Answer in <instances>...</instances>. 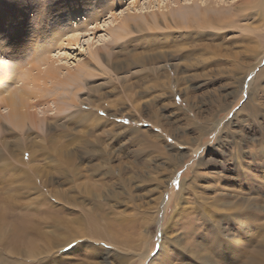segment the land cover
<instances>
[{
    "label": "rangeland",
    "instance_id": "374dc122",
    "mask_svg": "<svg viewBox=\"0 0 264 264\" xmlns=\"http://www.w3.org/2000/svg\"><path fill=\"white\" fill-rule=\"evenodd\" d=\"M104 1L107 2L106 5L96 15L98 8L95 5H104ZM176 1L0 0V11H3L6 16L5 22L0 25L1 66L15 64L19 62L18 58L22 61L21 63L30 59L35 50L34 46L40 43V47L46 46L49 50L51 49L45 54L49 58L54 57L56 53H63L66 47L62 44L65 43L64 39L67 36H62L61 42L58 41L52 49L48 47L49 32L54 27L59 31L65 28L63 33L67 32L66 29L73 32L79 28L83 30L84 35L80 37L78 47H69L65 50L70 55L67 65L73 67V71L86 74L76 85L61 91L60 89L53 91L54 94H60L54 97L56 108L59 107L58 112L55 111L54 114L58 116L46 114L49 120L41 121L30 130L25 128L24 132L12 129L7 123H4L6 127L0 129L1 264H55L56 262V264H121L123 261L132 264L135 258L137 261L133 262L134 264H142L135 257L140 252L148 254L149 261L158 252L159 230L163 228H160L153 220V211L162 193H164V205L167 203V206L161 205L162 208H166L165 212L162 211L161 218L165 216L170 218L173 215L175 203L173 198L179 193L185 199L182 205H186V211L180 215V219L185 217V220H178L179 227L175 225L171 231V236H182L183 249H179L180 253L179 250L172 253V249L169 248L172 256L176 253L177 256H173L175 259L169 260L168 264H186L196 261L194 256L188 258L185 253L197 254L198 264H249L250 262V264H264L262 239L264 237V114L249 115L252 114V107L262 108L260 112L264 113V72L261 71L264 68V61L256 72L261 74L259 79L261 82L254 81L256 76L250 77L251 73L244 75L240 71L234 73L226 71L227 68H242L243 65L257 68L258 60H252V55L249 54L251 50L258 49L259 43L263 41L264 0H253L246 11L247 14L243 13L247 18L236 8L231 11L223 10L221 14L217 13L216 9L209 10L214 18L218 14V18L228 20V16L231 15L228 25H225L222 19H218V26V22L208 18L201 20L202 17L198 15L192 0H178V3ZM196 1L200 4L199 0ZM204 1L206 3L203 7H209L214 1L220 2V0ZM241 1L243 0H221L220 5H235ZM186 5L187 7L190 5V8L184 11L185 13H178L177 7ZM235 12H239L237 17ZM193 20L194 22L201 20V25L204 23L206 27L199 29L192 22ZM127 23H130L128 27L123 25ZM232 25L234 28L230 27ZM249 26L252 28L250 29ZM210 32L215 34L212 35ZM243 38L244 40H239ZM252 46L254 48H251ZM231 56L239 59L226 63L224 60L230 58L228 60L230 61ZM246 77L248 78L244 83L243 79ZM248 80H251V87L246 83ZM8 81L5 83L6 86L19 87L20 83L14 80ZM43 86H41L42 89L35 90V93H40L39 96L44 98L42 103H45L49 98L47 96L51 95L49 92V95H46L48 90L45 87L51 86L50 84ZM256 86L259 90L255 92ZM250 90H252V101L248 102ZM72 100L75 107L68 109L67 106ZM46 105L53 109L51 101ZM77 110L85 111L90 116L81 115ZM155 125L160 130L159 140L153 136L156 135L153 133L156 130ZM218 130L219 133L216 134ZM259 134H262L263 138ZM25 136H29L28 140L24 139ZM151 142H156L157 145ZM184 142L188 143L183 150L184 158H174L172 152L175 146L179 147L180 143ZM198 143H200L198 147L200 151L196 150L197 153L193 154ZM29 145L35 151L37 159H40L33 162L30 168L38 163L42 165L48 175L47 178L41 177L45 180L43 182L37 179L36 174H32L28 167L20 163L18 149L28 148ZM43 148L58 150L59 156L48 150L42 153ZM66 150L74 151L77 156L74 167L71 166L72 169L59 165V159L68 153ZM90 151L94 155H87L91 153ZM237 155L240 157L237 158ZM28 156L29 154L23 156L24 162H27ZM169 157L174 159L171 163H166ZM236 158L240 161L237 162ZM235 162L238 163L237 167ZM21 169L25 170L21 171ZM171 171H176L173 177ZM24 173L27 175L25 176ZM194 173H198L199 176L193 178ZM215 174H218V177ZM182 178L185 184L181 191ZM216 181L219 182L216 183ZM44 183H48L47 186ZM36 190L40 193L35 194ZM41 193H43L42 198L37 197ZM54 193L62 196L59 200L63 204L55 199ZM216 196L226 202L239 204L241 202L239 206H242V212L246 214L243 217L245 219L247 216L248 221L243 222L244 232H242L248 233L251 228L249 232L251 234L255 232V235H250L247 242L241 239L244 237L241 235L240 241L236 243L235 251L241 249L243 253L245 250L244 254L251 253L252 257L241 255L235 259V263H228L223 253L226 249L222 251L223 248L220 249L218 244L227 245L226 242L232 240L231 237L233 240L238 238L239 233L234 222L219 220V226L225 231L217 233L218 236L215 237L198 216V211L205 212L204 206L210 204L212 198L215 200ZM35 198H37L36 201H34ZM64 199H72V201L67 204L64 203ZM47 201L51 204H46ZM52 202H55L54 205ZM44 205H48L49 208ZM62 208L68 211L65 212ZM70 208L71 211H69ZM254 208L259 210L255 211ZM49 210L53 212H51L52 215L49 214ZM88 211L95 212L96 217L98 216L97 224L100 222L103 227L105 223H108L110 230L116 232L115 236L122 243L126 242L125 246L116 245L117 248H115L111 245L112 248L109 247L111 252H115V256L104 254L105 249L101 251L100 248L108 247L99 242H96V246H86L87 241L94 244L93 240H84L81 244L83 247L79 248L74 255L71 250L79 243V240L66 245L68 243L66 238L71 234L66 233V230L61 228V224L58 225L55 220L62 219L63 224L69 222L67 225L74 230L77 228L76 234H80L82 230L84 232L91 227L90 221L93 219L88 216ZM188 212L190 213L187 216ZM146 215L151 219L146 218ZM52 216L55 218L51 219ZM157 218L161 219L158 216ZM19 221H26L25 225L28 229L26 230L27 227ZM85 222H88L87 225ZM95 224L96 221H94ZM34 225H36L35 228ZM14 226L19 229V236L22 239L20 245L12 239ZM37 230L39 233L36 234ZM145 237L149 240L144 252L141 246ZM203 240H206V243ZM194 242L196 245L193 246ZM209 245L213 247L208 250ZM47 247L51 249L53 247L52 251H54H48ZM192 249L193 252H191ZM252 251H260V253L255 254ZM58 254H68V256L60 261ZM219 255L222 257L220 258ZM85 256L90 257L85 259ZM260 257L263 261H260ZM186 258L187 262H183ZM202 258L205 259L204 263ZM166 260L167 258L160 263ZM147 263L146 258L143 264Z\"/></svg>",
    "mask_w": 264,
    "mask_h": 264
},
{
    "label": "bare ground",
    "instance_id": "6f19581e",
    "mask_svg": "<svg viewBox=\"0 0 264 264\" xmlns=\"http://www.w3.org/2000/svg\"><path fill=\"white\" fill-rule=\"evenodd\" d=\"M162 1H164V0H161V2ZM187 1V0H186ZM193 2H194V5H195V9H197L198 10V15H200L201 17H202V19L201 20H203V19H205V18H208V19H210V20H212V21H214V22H218L217 23V26L219 25V20L218 19H222L223 21H225V25H228V22L230 23V16H228V20H226V19H223V18H221V17H217V15L218 14H216V18H214L213 17V14L209 11V10H212L213 11V9H216V11H217V13H219L220 12V14H221V11H223V10H225V11H231V10H235L234 8H236L237 10H239V11H241L242 12V15L243 16H245L246 17V15H244L245 14V12L246 11H248V8L250 7V4L253 2V0H243V1H241L239 4H235V5H228V6H224V5H226V4H224V5H220V2H221V0H220V2L219 1H214V2H212V5H210L209 7H203V5L206 3L204 0H199V2H200V4H197L196 2V0H192ZM103 2V1H102ZM159 2V1H158ZM177 3H178V0L176 1ZM175 2V3H176ZM227 2V1H226ZM106 1H104V5H95L98 9L96 10V15L98 14V13H100L101 12V9L106 5ZM209 3H211V2H209ZM225 3V2H224ZM227 3H229V2H227ZM188 4V3H187ZM136 5V4H135ZM252 5V4H251ZM254 6V5H253ZM3 8V7H2ZM178 9V13H181V12H184V11H186L188 8H190V5H189V7H187V5L186 6H184V7H182V6H178L177 7ZM122 9V8H121ZM177 10H176V12H177ZM250 10V9H249ZM215 11V10H214ZM185 13V12H184ZM239 13V12H238ZM238 13H236L235 12V14H236V17H237V15H238ZM244 13V14H243ZM246 14H247V12H246ZM92 15H94V14H92ZM174 15H175V12H174ZM186 16V14H183V16ZM241 15V14H240ZM15 16H16V14H15ZM182 16V15H181ZM180 16V17H181ZM182 16V17H183ZM248 16V15H247ZM93 17V16H92ZM187 17H189V16H187ZM232 17H234V16H232ZM245 17H243L245 20H246V18ZM15 18V17H14ZM118 18V17H117ZM133 18V17H132ZM135 18V17H134ZM239 18H241V17H239ZM238 18V19H239ZM261 18V17H260ZM5 19H6V16L4 15V13H3V11H0V25L1 24H3L4 22H5ZM116 19V18H115ZM127 19V18H126ZM172 19V18H171ZM190 19V18H189ZM163 20V19H162ZM174 20V19H173ZM185 20H186V18H185ZM201 20L199 21V22H197V21H195L194 22V20L192 21V22H194V24L196 25V27H198L199 29L201 28V29H203V28H205L206 26L204 25V23L201 25ZM230 20V21H229ZM262 20V19H261ZM127 21V20H126ZM166 21V20H165ZM233 21V20H232ZM237 20H235V22H236ZM175 22V21H174ZM173 22V23H174ZM177 22V21H176ZM189 22V21H188ZM191 22V21H190ZM192 22H191V24H192ZM263 22V21H262ZM85 23V22H84ZM126 23V22H125ZM130 24V23H129ZM128 23L127 24H123V25H126L127 27H128V25H129ZM190 24V25H191ZM82 25H84V24H82ZM234 26L236 25V24H233ZM230 26V27H232V28H234V26ZM78 26V25H77ZM238 25H236V27H237ZM229 27V28H230ZM262 27V26H261ZM181 28H182V26H181ZM193 28V27H192ZM248 28V27H247ZM247 28H246V30H247ZM249 28H250V26H249ZM252 28V27H251ZM250 28V29H251ZM124 29H126V28H124ZM249 29V30H250ZM245 30V29H244ZM244 30H243V32H244ZM248 30V31H249ZM63 31H65V28H62L61 29V31H59V30H57L56 29V27H54V29L51 31V32H49V35H48V37H49V45H48V47L50 46V47H52V49H53V47L55 46V44L58 42V41H60L61 42V38H62V36H67V38H65L64 39V41H65V43H63L62 44V46L63 47H66L65 48V50L67 49V48H69V47H78L79 46V40H80V37L82 36V35H84L82 32H83V30L82 29H77V30H75V31H73V32H71V31H68L67 29H66V31L67 32H65V33H63ZM184 32V31H183ZM211 33V32H210ZM250 33V32H249ZM194 34V33H193ZM212 35H214L215 33H211ZM248 34V33H247ZM261 34V33H260ZM87 35V34H86ZM198 36H200L201 34H197ZM245 37H248V36H245ZM259 37H261V36H259ZM263 38V41H262V43H259V46H258V49H253V50H251V52H250V56L252 55V60L253 59H257L258 60V64H257V68H255V67H249V66H247V65H243L242 66V68H239V67H230V68H227L226 69V71L228 72V73H234V72H236V71H240V72H242L244 75H248L249 73H251V76L250 77H255L256 76V78H255V80L254 81H258V82H261V81H259V79H260V77H261V74L259 75V73H256L257 71H258V67L260 66V64L264 61V35L262 36ZM13 38V37H12ZM257 38V37H256ZM245 39H249V38H245ZM48 40V39H47ZM239 40H244V38L243 39H239ZM259 41V40H258ZM41 42V41H40ZM39 42V43H40ZM245 42V41H244ZM226 43V42H225ZM224 43V44H225ZM229 43V42H228ZM252 43V42H251ZM250 43V44H251ZM37 45V44H36ZM40 45H41V43H40ZM40 45H38V46H34L35 47V50H34V53H32L33 55L31 56V57H29L30 59H27V56H25L26 57V59L27 60H25L23 63H21L22 61H20V59L18 58V60H19V62H17V63H15V64H10V65H6V67H3V66H1L0 65V81H2V82H0V84L2 83V86L0 85V129H1V127H6L7 125H5L4 123H7L8 125H10L11 127H12V129H14V130H17V131H23L24 132V129L26 128L27 130L29 129L30 130V128H33V127H35L38 123H40L41 121H46L47 119L49 120L50 118L49 117H47V115L46 114H48V116H50V114H51V116H55V115H57V114H54V112L56 111V112H58V110H59V107L58 108H56V101H55V96L56 95H60V94H54L58 89H60V91L62 90V89H65V88H70L72 85H76L78 82H81V81H79V79L81 78V77H83V75H86V74H82V72L81 71H73L72 70V68L73 67H70V65H67V63L69 62V60L68 59H70L69 57H70V55H68L67 53H66V51L64 50V52L63 53H61V52H59V53H56V55L54 56V57H47L45 54H47V53H49L50 52V50L45 46V47H40ZM44 46V45H43ZM61 46V47H62ZM2 47V46H1ZM49 47V48H50ZM92 47V46H91ZM251 48H254L253 46L251 47ZM3 49H5V48H3ZM2 49V50H3ZM6 50V49H5ZM12 51V50H11ZM10 51V52H11ZM223 51V50H222ZM247 51H248V49H247ZM5 52V51H4ZM27 52V51H26ZM245 52V51H244ZM249 53V52H248ZM10 54V53H9ZM218 54V53H217ZM20 55H22V54H20ZM26 55V54H25ZM29 55V54H28ZM1 56V55H0ZM9 57V56H8ZM24 57V58H25ZM63 57V58H62ZM72 57V56H71ZM12 58V57H11ZM229 58V57H228ZM230 59V58H229ZM228 59V60H229ZM237 59H239L238 57H232L231 56V60L230 61H228V60H224L226 63H230V62H232V61H235V60H237ZM22 60H23V58H22ZM247 60H250L249 58H247ZM13 62V61H12ZM221 62V61H220ZM8 63H10V62H8ZM8 63H6V64H8ZM254 64V63H253ZM263 64H264V62H263ZM62 65H64V66H62ZM264 66V65H263ZM82 67V66H81ZM166 68H167V66H166ZM260 71V70H259ZM262 72H264V68H262V70H261ZM259 75V76H258ZM263 76V75H262ZM248 77H246V78H244L243 79V82L247 79ZM264 79V78H263ZM3 80H5V81H3ZM7 80H14V81H16L17 83H20L19 84V87H12V86H6V81ZM8 81V82H9ZM245 83V82H244ZM247 84H248V86H250L251 87V80H248L247 82H246ZM45 84L47 85V84H50V86L51 87H49V88H47V87H45ZM10 85V84H9ZM44 85V86H43ZM41 86H43V87H45L48 91H47V94L46 95H49V93H51V95L50 96H47V97H49L48 99H47V101L45 102V103H42V101H43V96H39V94H36L35 92V90H39V89H42V87ZM45 88H44V90H45ZM79 89V88H78ZM249 89H251V88H249ZM259 90V87L258 86H256V88H254V91L256 92V91H258ZM53 91H55V92H53ZM262 91V90H261ZM264 91V90H263ZM49 92V93H48ZM250 96H248L247 97V100H248V102H251L252 101V90H250ZM256 94V93H255ZM257 95V94H256ZM246 99V98H245ZM255 99V98H254ZM57 100V99H56ZM256 100V99H255ZM49 101H51V103L53 104V109H51L50 108V106H47L46 104H48L49 103ZM229 104V103H228ZM86 105V104H85ZM191 105V104H190ZM81 106H83V105H81ZM222 106V105H221ZM245 106H246V104H245ZM249 106V105H248ZM46 107V108H45ZM68 107V109L69 108H71V107H75L74 106V104H73V100L71 101V102H69V105L67 106ZM67 107H66V109H67ZM77 107V106H76ZM188 107V106H187ZM247 107V106H246ZM249 108V107H248ZM250 108H251V106H250ZM249 108V109H250ZM61 109V108H60ZM66 109H65V111H66ZM79 109V108H78ZM189 109V108H188ZM246 109V108H245ZM260 109H261V111H262V108H258V107H255V108H251V110H252V114H249L250 116H257V115H260V116H262L264 113H261L260 112ZM182 110V109H181ZM64 111V112H65ZM185 111H187V110H185ZM189 111V110H188ZM60 112V111H59ZM77 112L79 113V114H81V115H84V116H90V114H88V113H86L85 111H82V110H77ZM186 114V113H185ZM248 114V113H247ZM189 115V114H188ZM58 116V115H57ZM78 116V115H77ZM56 117V116H55ZM54 118V117H53ZM259 118V117H258ZM55 119V118H54ZM217 121V120H216ZM63 123V122H62ZM187 123V122H186ZM232 123V122H231ZM90 124V123H89ZM214 124V123H213ZM155 127H156V125H155ZM154 127V128H155ZM203 127V126H202ZM259 127V126H258ZM244 128V127H243ZM261 129V128H260ZM9 130V129H8ZM220 130H221V128H220ZM229 130V129H228ZM251 130V129H250ZM10 132H12V133H15V131H13V130H9ZM167 131V130H166ZM206 131V130H205ZM205 131H204V133H205ZM214 131V130H213ZM261 131H263L262 129H261ZM260 131V132H261ZM27 132V131H26ZM159 132H160V130H158V128L156 127V130L153 132V133H155L156 135H153V136H155L156 137V139L157 140H159V138H161V136L159 135ZM168 132V131H167ZM229 132V131H228ZM259 132V133H260ZM264 132V131H263ZM28 133V132H27ZM213 133V132H212ZM217 133H219V130L216 132V134ZM221 134L223 133V131L222 132H220ZM221 134H219V135H221ZM28 135V134H27ZM260 135V134H259ZM258 135V136H259ZM262 135V134H261ZM260 135V136H261ZM43 136V135H42ZM201 136V135H200ZM28 137L29 136H25V138L24 139H27L28 140ZM52 137V136H51ZM182 137V136H181ZM262 137V136H261ZM46 138V137H45ZM168 138H169V136H168ZM184 138V137H183ZM263 138V137H262ZM248 139V138H247ZM184 140V139H183ZM249 140V139H248ZM260 140V139H259ZM176 141V140H175ZM186 141V140H185ZM242 141V140H241ZM25 142V141H24ZM49 142H51V140L49 141ZM178 142V141H177ZM264 142V141H263ZM263 142H262V144H263ZM21 143V141L19 142V144ZM29 143V142H28ZM152 144H154V145H157V143L155 142V143H153V142H151ZM234 143V142H233ZM49 144H51V143H49ZM186 144H188V143H186V142H184V143H180V145H179V147H176L175 146V149H174V151L172 152L173 153V155L175 156L174 158H184L183 156H184V153H183V150L187 147L186 146ZM231 144V143H230ZM247 144V143H246ZM249 144V143H248ZM261 144V145H262ZM21 145V144H20ZM26 145V144H25ZM168 145V144H167ZM192 145H194L195 146V144H192ZM223 145H225V144H223ZM261 145H259V148L261 147ZM264 145V144H263ZM189 146V145H188ZM200 146V143H198V145L196 146V148H195V150L193 151V154H196L197 153V151L196 150H198V147ZM257 146V145H256ZM26 147V146H25ZM203 147V146H202ZM223 147V146H222ZM240 147V146H239ZM255 147V146H254ZM253 147V148H254ZM34 148V147H33ZM48 148V147H47ZM244 148V147H243ZM242 148V149H243ZM257 148H258V146H257ZM50 149V148H49ZM56 149V148H55ZM261 149V148H260ZM48 149H45V148H43V150H42V153H44V152H46ZM239 150V149H238ZM262 150V149H261ZM15 151V150H14ZM48 151H50V152H54L56 155H57V157L59 156L58 155V153H60L58 150L57 151H55L54 149H51V150H48ZM62 151V150H61ZM190 151H192V149L190 150ZM198 151H200V150H198ZM235 151V150H234ZM246 151V150H245ZM252 151V150H251ZM18 152L20 153V163L24 166V167H28L29 168V170L30 171H32L33 173L32 174H36V176H37V179H39V180H41L42 182L43 181H45V180H42L41 179V177H43V178H47L48 177V175H47V173L45 172V170H43V167H42V165L41 164H39L38 163V165H33V167H31L30 168V166H31V164L33 163V162H37V160H40V159H37V157H36V154H35V151L34 150H32L31 149V147H30V145H29V147L28 148H23L22 150L21 149H18ZM41 152V151H40ZM66 152H68V150H66ZM65 152V153H66ZM91 152V151H90ZM168 152V151H167ZM255 152V151H254ZM259 152V151H258ZM19 153H17L18 154V157H19ZM48 153V152H47ZM75 152L74 151H70V152H68V153H66L65 155H64V160H63V158L61 157L59 160V165L60 166H65L66 167V169L67 168H69V169H72L71 168V166H73L74 167V162L76 161V158H77V156L74 154ZM89 153V152H88ZM219 153V152H218ZM232 153V152H231ZM262 155H263V152L261 151L260 152ZM26 154H29V156H28V159H27V162H24L23 161V156H25ZM62 154V153H61ZM60 154V155H61ZM192 154V153H191ZM234 154H236V153H234ZM51 155V154H50ZM87 155H94V153H89V154H87ZM201 155V154H200ZM254 155V154H253ZM262 155H260V156H262ZM2 156V155H1ZM43 156V155H42ZM186 156V155H185ZM251 156V155H250ZM258 156V155H257ZM223 157V156H222ZM233 157V156H232ZM238 157H240V156H238L237 155V158ZM256 157V156H255ZM259 157V156H258ZM46 158V157H45ZM174 158H171V157H169L168 158V160L166 161V163H171L172 162V159H174ZM236 158V159H237ZM248 158V157H247ZM171 159V160H170ZM191 159V158H190ZM204 159V158H203ZM50 160H53V159H50ZM188 160V159H187ZM201 160H202V158H201ZM224 160V159H223ZM241 160H243V159H241ZM246 160V159H245ZM248 160V159H247ZM251 160V159H250ZM256 160V159H255ZM254 160V161H255ZM54 161V160H53ZM189 161H191V160H189ZM225 161V160H224ZM223 161V162H224ZM228 161V160H227ZM236 161V160H235ZM240 160H238L237 159V162H239ZM258 161V160H257ZM48 162V161H47ZM234 162V161H233ZM58 163V162H57ZM106 163V162H105ZM189 163V162H188ZM205 163V162H204ZM228 163H229V161H228ZM228 163H226V164H228ZM236 163V162H235ZM248 163V162H247ZM260 163V162H259ZM74 164V165H73ZM183 164V163H182ZM218 164V163H217ZM232 164V163H231ZM59 165H58V167H59ZM170 165V164H169ZM195 165V164H194ZM236 165V167L238 166V163H236L235 164ZM241 165H242V162H241ZM245 165V164H244ZM256 165H258V164H256ZM260 165V164H259ZM101 166V165H100ZM178 166V165H177ZM192 166V165H191ZM190 166V167H191ZM233 166V165H232ZM99 167V166H98ZM193 167V166H192ZM240 167V166H239ZM28 168H27V170H28ZM234 168V167H233ZM233 168H232V170H233ZM242 168V167H241ZM246 168H247V166H246ZM95 169V168H94ZM243 169V168H242ZM241 169V170H242ZM25 169H21V171H24ZM93 170V169H92ZM188 170V169H187ZM186 170V171H187ZM228 170H229V168H228ZM240 170V171H241ZM247 170H248V168H247ZM253 170V169H252ZM261 170V169H260ZM177 171V170H176ZM176 171H171V174H172V177H173V173H176ZM192 171V170H191ZM262 171V170H261ZM260 171V172H261ZM122 172V171H121ZM212 173V172H211ZM242 173V172H241ZM253 173V172H252ZM191 174V173H190ZM24 175L26 176L27 174H25L24 173ZM143 175V174H142ZM178 175V174H177ZM216 175V174H215ZM218 175V174H217ZM216 175V176H217ZM236 175V174H235ZM245 175V174H244ZM247 175V174H246ZM249 175V174H248ZM261 175V174H260ZM190 176V175H189ZM193 176V175H192ZM197 176H199L198 175V173H194V176H193V178H195V177H197ZM240 176V175H239ZM243 176V175H242ZM262 176V175H261ZM23 177V176H22ZM172 177L170 178V180L172 179ZM214 177V176H213ZM218 177V176H217ZM236 177V176H235ZM209 178V177H208ZM221 178V177H220ZM222 178H223V176H222ZM245 178V177H244ZM251 178V177H250ZM264 178V177H263ZM212 179V178H211ZM230 179V178H229ZM27 180V179H26ZM25 180V181H26ZM221 180V179H220ZM238 180H239V178H238ZM241 180H242V178H241ZM186 181V180H185ZM225 181V180H224ZM230 181H231V179H230ZM246 181H248V180H246ZM245 181V182H246ZM50 182V181H49ZM219 182V181H218ZM217 181H216V183H218ZM233 182H234V180H233ZM239 182V181H238ZM241 182V181H240ZM251 182V181H250ZM247 183V182H246ZM245 183V184H246ZM254 183V182H253ZM47 184L48 183H44V185L45 186H47ZM183 184H185L184 183V180H183V178H182V182H181V186H182V189H181V191L183 190ZM232 184V183H231ZM51 186V185H50ZM186 186V185H185ZM210 186V185H209ZM228 186V185H227ZM236 186H239V185H236ZM242 187V186H241ZM252 187V186H251ZM185 188V187H184ZM201 188H202V186H201ZM228 188V187H227ZM230 188V187H229ZM235 188V187H234ZM239 188H240V186H239ZM233 189V188H232ZM231 189V190H232ZM226 190V189H225ZM230 190V189H229ZM245 190V189H244ZM248 190V189H247ZM241 191V190H240ZM230 192V191H229ZM232 192V191H231ZM234 192H235V190H234ZM237 192H239V191H237ZM36 193H40L39 192V190H36L35 191V194ZM205 193V192H204ZM240 193V192H239ZM163 194L164 193H162V196L160 197V200H159V202L158 203H156L155 201V203H156V206H155V208H154V218H153V220H154V222L157 224L158 223V225H159V227L160 228H162L161 229V231L159 230V232H160V235H159V248H158V252L155 254V257L153 258V259H149V261H148V258L149 257H147V255H145V254H142L141 252L140 253H138V254H136L135 255V257H137L139 260H140V262L143 264L144 263V261H146V258H147V264H168L169 263V260L171 261L172 259H175L173 256H177V253L175 254V255H173L172 256V254L169 252V248L170 249H172V253H173V251H176V250H179V249H183V247H181V244H182V242L184 241L183 240V238H182V236H180V237H178V235H175L174 233L175 232H173V234L175 235V236H171V231L173 230L172 228H174L175 227V225H178V223L180 222V221H178V220H182V219H180L181 217H180V215L181 214H183L182 212L183 211H186V205H182V203L184 202V200L185 199H183L182 198V196L183 195H181V193H179L178 195H176V197L175 198H173V200L175 201V203H174V210L172 211V216L170 217V218H166V216L164 217V218H161L162 217V214H163V210H164V212L166 211V208H162V206L161 205H163L164 207H166L167 206V203H166V205H164V198H163ZM234 194V193H233ZM7 195V194H6ZM42 195H43V193H41V194H39V195H37V197H41L42 198ZM54 195H55V199L56 200H58V201H60L59 199L62 197L60 194H57V193H54ZM63 195V194H62ZM216 195H217V193H216ZM226 195V194H225ZM235 195V194H234ZM224 196V195H223ZM229 196V195H228ZM238 196V195H237ZM257 196V195H256ZM263 196V195H262ZM64 197V196H63ZM222 197V196H221ZM230 197V196H229ZM240 197H241V195H240ZM264 197V196H263ZM262 197V198H263ZM231 198V197H230ZM36 199L37 198H35L34 199V201H36ZM73 199V198H72ZM72 199L70 200H66V199H64L63 201H64V203H67L68 204V202H71L72 201ZM75 199V198H74ZM236 199H237V197H236ZM172 200V201H173ZM73 201H76V200H73ZM169 201V200H168ZM55 202H57V201H55ZM55 202H52V204L54 205V203ZM61 202V201H60ZM186 202V201H185ZM258 202H260L259 200H258ZM58 203V202H57ZM62 203V202H61ZM79 203H81V201H79ZM46 204H51L50 202H48L47 201V203ZM63 204V203H62ZM78 204V203H77ZM149 205H150V203H148ZM171 204V203H170ZM240 204H241V202H240ZM239 203H236V202H226V201H222V200H220L219 198H218V196H216V198H215V200H214V198H212V201L210 202V204H208V205H205L204 206V208H205V212H202V211H198V216H200L201 217V220H203V223L205 222L206 223V225L209 227V229L211 230V232H212V234L215 236V237H217L218 235H217V233H222L221 231H225L223 228H221L220 226H219V220H222V221H224L225 222V220H228L227 222H234V224H235V226L237 227V232L239 233V235H238V238L237 239H235V240H233V237H231L232 238V240H230L229 242L231 243V245H230V243L229 242H226V244L227 245H225V244H223V243H219L218 244V242H216L217 244H218V247L220 248V249H222L223 248V250L222 251H224V249H226L223 253L225 254V257L227 258V262L229 263V262H234L235 261V259L237 258V257H240L241 255H242V257H243V255H245L244 254V252H245V250H244V252L242 253V250L241 249H238L237 251H235V248H236V243L237 242H239L240 241V238L244 235V237H242L241 239L244 241H249L248 239H249V237H250V235H252V234H254L255 235V232H252V234L249 232L250 230H252L251 228H250V230L248 231V233H244L243 234V222H245V220L247 221V219H246V217H245V219H244V217H243V215H246V214H244V212H242V209H241V207L239 206L240 205ZM256 204H257V202H256ZM61 205V204H60ZM258 205V204H257ZM44 206H46L47 208H49V206L48 205H44ZM63 206V205H62ZM76 206V205H75ZM81 206V205H80ZM100 206V205H99ZM98 206V207H99ZM259 206V205H258ZM85 207V206H84ZM198 207V206H197ZM256 207V206H255ZM260 207V206H259ZM59 208V207H58ZM67 208H69V206L67 207ZM80 208V207H79ZM89 208V207H88ZM189 209L191 208V207H188ZM194 208V207H193ZM7 209V208H6ZM63 210H65V208H62ZM197 209V208H196ZM196 209H194V211L196 210ZM261 209H262V207H261ZM60 210H61V208H60ZM67 210V209H66ZM66 210H65V212H66ZM80 210V209H79ZM83 210H84V208H83ZM148 210V209H147ZM146 210V211H147ZM151 210H153V208L151 209ZM188 210V209H187ZM199 210H200V208H199ZM253 210H255V211H257V210H259L258 208H254ZM264 210V209H263ZM6 211V210H5ZM47 211V210H46ZM68 211V210H67ZM69 211H71V208H70V210ZM48 212V211H47ZM52 211H50L49 210V214L50 215H52V213H51ZM59 212H61V211H59ZM64 212V213H65ZM77 212V211H76ZM83 212V211H82ZM149 212V211H148ZM148 212H146L147 214H148ZM197 212V211H196ZM56 213V212H55ZM78 213V212H77ZM86 213V212H85ZM88 213H89V215L88 216H90L93 220H91V219H89V217H87L89 220H91L90 222H91V227L88 229V230H85L84 232H83V230H82V232H80V234H76L77 233V228L74 230L72 227H69L67 224L69 223H67V224H63V222H62V219H57V220H55L57 223H58V225L59 224H61V228L62 229H64V230H66V233H68V234H71V235H69L66 239V241H68V243L66 244V245H68L69 243H71L72 241H75V240H79V243L71 250L73 253V255H74V253H76V252H78V249L79 248H81V247H83V245H81L82 243H83V241L84 240H93L95 243L94 244H91V242H88L87 241V243H86V246L87 245H95L96 246V242L98 243L99 242V244L101 243L103 246H106V247H108V248H100V250L101 251H103V249H105V253L104 254H107V255H110V256H115V252L114 251H110L111 249H109V247H111L112 248V246H114L115 248H117V246L116 245H123V246H125L124 245V243H126V242H124V243H122L116 236H115V233L116 232H113V231H111L110 230V228L111 227H109V224L108 223H105L104 225H103V227H101V223L100 222H98V224H97V217H96V215H95V212L93 213V212H91V211H88ZM87 213V214H88ZM189 213L190 212H188L187 213V216L189 215ZM45 214H46V212H45ZM56 214H58V213H56ZM149 214H150V212H149ZM195 214V213H194ZM193 214V215H194ZM253 214V213H252ZM1 215V214H0ZM3 215V214H2ZM6 215V214H5ZM185 215V214H184ZM184 215H182V216H184ZM251 215V214H250ZM143 216H145V215H143ZM157 216L159 217V218H161L160 220H158V218H157ZM249 216V215H248ZM5 217V216H4ZM45 217V216H44ZM53 217L55 218V216H52L51 217V219H53ZM56 217H57V215H56ZM64 217V216H63ZM80 217V216H79ZM152 217V216H151ZM3 218V217H2ZM48 218H49V216H48ZM146 218H148V219H151V218H149V216H147L146 215ZM187 218V217H186ZM263 218V217H262ZM50 219V220H51ZM250 219V218H249ZM259 219V218H258ZM260 219H261V217H260ZM2 220V219H1ZM21 220V219H20ZM37 220V219H36ZM46 220H47V217H46ZM74 220H76V219H74ZM80 220H81V218H80ZM164 220H166V222L164 223ZM183 220H185V217H184V219ZM3 221V220H2ZM27 221H29V220H27ZM84 221V220H83ZM94 221H96V224L94 225ZM260 221V220H259ZM19 222H21V224H23L24 225V227L26 226L25 224V222L24 221H19ZM34 222V221H33ZM37 222V221H36ZM35 222V223H36ZM53 222H54V220H53ZM184 222V221H183ZM195 222V221H194ZM221 222V221H220ZM248 222V221H247ZM246 222V223H247ZM256 222V221H255ZM12 223V222H11ZM15 223V222H14ZM38 223H40V222H38ZM82 223V222H81ZM88 223V222H87ZM87 223L85 222V224L87 225ZM164 223V224H163ZM257 223H258V221H257ZM257 223H256V225H257ZM5 224V223H4ZM71 224H72V222H71ZM80 224V223H79ZM128 224V223H127ZM162 224H163V226H162ZM181 224V223H180ZM259 224V223H258ZM6 225V224H5ZM12 225H14V224H12ZM76 225V224H75ZM85 225V226H86ZM138 225V224H137ZM167 225V226H166ZM185 225V224H184ZM190 225V224H189ZM35 226L36 225H34V228H35ZM71 226V225H70ZM78 226V225H77ZM80 226H84V225H80ZM80 226H78V227H80ZM128 226V225H127ZM141 226V225H140ZM186 226V225H185ZM260 226H262L263 227V225H260ZM260 226H258V227H260ZM27 227V226H26ZM30 227H32V226H30ZM56 227V226H55ZM178 227H179V225H178ZM183 227V226H182ZM181 227V228H182ZM207 227V228H208ZM250 227V226H249ZM257 227V228H258ZM19 228H21V227H19ZM34 228H31V229H34ZM38 228V227H37ZM57 228H59V226L57 227ZM189 228V227H188ZM195 228V227H194ZM247 228V227H246ZM28 229V227L26 228V230ZM175 229H177V228H175ZM256 229V228H255ZM12 230V229H11ZM19 229H18V227H16V226H14V228H13V241L16 243V244H21L22 242H21V238H20V236H19V231H18ZM61 230V229H60ZM186 230V229H185ZM191 230V229H190ZM231 230V229H230ZM229 230V231H230ZM247 230V229H246ZM9 231V230H8ZM33 231V230H32ZM58 231V230H57ZM178 231V230H177ZM243 231V232H242ZM259 231V230H258ZM24 232V234H25V230L23 231ZM37 232H38V230L37 231H35V233L37 234ZM44 232V231H43ZM226 232H227V230H226ZM226 232H225V234H226ZM241 232H242V234H241ZM39 233V232H38ZM45 233V232H44ZM44 233H43V236H44ZM49 233V232H48ZM78 233H79V231H78ZM82 233V234H81ZM184 233H186V232H184ZM42 234V233H41ZM227 234H228V232H227ZM256 234H258V233H256ZM27 235V234H26ZM26 235H25V237H26ZM47 235V234H46ZM185 235V234H184ZM222 235V237L223 238H225L224 236H223V234H221ZM242 235V236H241ZM245 235H247V237H245ZM259 235V234H258ZM264 235V234H263ZM22 237L24 236V235H21ZM29 236V235H28ZM31 236V235H30ZM33 236V235H32ZM36 236V235H35ZM188 236V235H187ZM192 236V235H191ZM227 236V235H226ZM235 236V235H234ZM255 237V236H254ZM35 238V237H34ZM130 238V237H129ZM132 238V237H131ZM258 238V237H257ZM11 239V240H12ZM38 239V238H37ZM45 239H46V237H45ZM53 239V238H52ZM186 239V238H185ZM205 239V238H204ZM263 239V241H264V237L262 238ZM148 240H149V238H147V237H145V239H144V241H142V249L144 250V252L146 251V249H147V244H148ZM12 241V242H13ZM27 241V240H26ZM25 241V242H26ZM41 241H42V239H41ZM93 241H92V243H93ZM196 241V240H195ZM199 241V240H198ZM198 241H197V243H198ZM204 241V240H203ZM222 241V240H221ZM259 241V240H258ZM261 241V240H260ZM86 242V241H85ZM202 242V241H201ZM205 243H206V240L204 241ZM204 242L202 243V244H204ZM34 243V242H33ZM41 243V242H40ZM195 243V242H194ZM212 243V242H211ZM215 243V242H214ZM39 244V243H38ZM49 244V243H48ZM240 244V243H239ZM251 244V243H250ZM28 245V244H27ZM36 245V244H35ZM44 245H45V243H44ZM66 245H64V246H66ZM112 245V246H111ZM127 245H129V244H127ZM194 245H196V243L195 244H193V246ZM214 245V244H213ZM242 245V244H241ZM30 246V245H29ZM47 246V245H46ZM51 246H53V245H51ZM50 246V247H51ZM85 246V245H84ZM248 246H249V244H248ZM16 247V246H15ZM18 247V246H17ZM21 247V246H20ZM38 247H40V246H38ZM207 247V246H206ZM206 247H205V250H207L206 249ZM210 247H213V246H210L209 245V247H208V250H209V248ZM217 247V248H218ZM238 248H240V246H237ZM12 248V247H11ZM10 248V249H11ZM28 248V247H27ZM32 248V247H31ZM31 248H30V250H31ZM34 248V247H33ZM48 248V251H52V249H53V247H52V249L51 248H49V247H47ZM58 248V247H57ZM215 248V247H214ZM217 248H216V250H217ZM257 248V247H256ZM262 248V247H261ZM35 249H36V247H35ZM87 249H89V248H87ZM91 249V248H90ZM97 249V248H96ZM106 249H108V250H106ZM120 249V248H119ZM119 249H118V251H119ZM247 249V248H246ZM85 250H86V248H85ZM200 250H203V249H200ZM204 250V251H205ZM211 250H212V248H211ZM216 250H214L215 252H216ZM251 250H253V249H251ZM39 251V250H38ZM46 251V250H45ZM54 251V250H53ZM52 251V252H53ZM92 251V250H91ZM122 251V250H121ZM186 251H187V249H186ZM189 251V250H188ZM262 251V250H261ZM40 252V251H39ZM70 252V251H69ZM84 252V251H83ZM94 252H95V249H94ZM191 252H193V249L191 250ZM194 252H195V250H194ZM212 253H213V250L211 251ZM253 252V251H252ZM1 253V252H0ZM22 253V252H21ZM20 253V254H21ZM41 253V252H40ZM39 253V254H40ZM86 254H87V252H85ZM179 253H180V250H179ZM185 253V252H184ZM205 253V252H204ZM247 253V252H246ZM253 253H255V254H259L260 253V251L259 252H253ZM9 254V253H8ZM38 254V253H37ZM70 254H71V252H70ZM90 254V253H89ZM215 254V253H214ZM262 254V253H261ZM11 255H13V254H11ZM18 255H19V253H18ZM29 255V254H28ZM72 255V256H73ZM88 255V254H87ZM185 255H187L188 256V258L189 257H191V256H194L195 257V260L196 261H191V263H186V264H196L197 263V258H196V255L195 254H187V253H185ZM202 255H203V253H202ZM218 255V254H217ZM216 255V256H217ZM247 256H248V258H249V256L251 255V253L249 254H246ZM245 255V256H246ZM1 256V255H0ZM48 256V255H47ZM58 256H60V261H62V260H64V258H67V256H68V254H58ZM210 256H211V253H210ZM221 255H219V257H220ZM244 256V257H245ZM253 256V255H252ZM252 256H250V257H252ZM7 257V256H6ZM23 257V256H22ZM90 257V256H89ZM89 257H87V256H85V259L86 258H88L89 259ZM212 257H213V255H212ZM222 257V256H221ZM220 257V258H221ZM1 258V257H0ZM9 258V257H8ZM15 258V257H14ZM27 258V257H26ZM117 258H118V256H117ZM167 258V260L163 263V262H161L160 263V261L161 260H165ZM182 258V257H181ZM217 258V257H216ZM215 258V259H216ZM219 258V259H220ZM247 258V259H248ZM27 259H30V258H27ZM38 259V258H37ZM223 259V258H222ZM222 259H220V260H222ZM254 259V258H253ZM260 259H261V257H260ZM0 260H2V259H0ZM4 260H5V258H4ZM55 260H57V258L55 259ZM67 260V259H66ZM65 260V261H66ZM118 260V259H117ZM178 260V259H177ZM176 260V261H177ZM182 260H183V258H182ZM199 260V259H198ZM202 260H203V263H204V258H202ZM210 260V259H209ZM240 260V259H239ZM36 261V260H35ZM42 261V260H41ZM54 261V260H53ZM68 261H71V260H68ZM135 261H137V259L135 258V259H133L132 260V264H134L133 262H135ZM187 262V258L183 261V262ZM238 261V260H237ZM260 261H263V259H261ZM4 262V261H3ZM5 262H6V260H5ZM47 262V261H46ZM119 262V261H118ZM173 262V261H172ZM171 262V263H172ZM210 262V261H209ZM216 262V261H215ZM245 262H246V260H245ZM259 262V261H258ZM8 263V262H7ZM57 263V262H56ZM55 263V264H56ZM218 263V262H217ZM235 263V262H234ZM251 263V262H250ZM249 263V264H250ZM1 264V263H0ZM13 264V263H12ZM35 264V263H34ZM52 264V263H51ZM76 264H78V263H76ZM121 264H128L127 263V261H123V262H121ZM181 264V263H180ZM198 264V263H197ZM206 264V263H205ZM230 264V263H229ZM259 264V263H258Z\"/></svg>",
    "mask_w": 264,
    "mask_h": 264
},
{
    "label": "snow or ice",
    "instance_id": "6c2138e0",
    "mask_svg": "<svg viewBox=\"0 0 264 264\" xmlns=\"http://www.w3.org/2000/svg\"><path fill=\"white\" fill-rule=\"evenodd\" d=\"M177 99H179V98H177ZM125 122H127V121H125Z\"/></svg>",
    "mask_w": 264,
    "mask_h": 264
}]
</instances>
